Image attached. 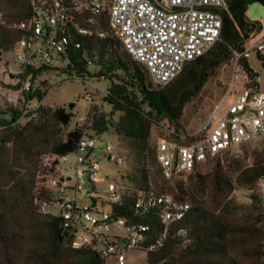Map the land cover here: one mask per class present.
I'll return each instance as SVG.
<instances>
[{"label":"built area","instance_id":"obj_1","mask_svg":"<svg viewBox=\"0 0 264 264\" xmlns=\"http://www.w3.org/2000/svg\"><path fill=\"white\" fill-rule=\"evenodd\" d=\"M18 1L31 7L29 18L6 23L0 11V25L22 35L11 48L17 65L9 76L14 83L0 93V105L16 110L20 119L43 106L45 97H29L35 88L31 74H25L27 69L50 68L45 72H51L64 68L67 61L63 57L81 49L79 37L117 42L158 87L174 80L186 64L202 57L220 39L223 0ZM247 41H251L249 48L232 52L228 62L232 77L222 103L232 95L234 102L221 115L220 106L217 108L197 140L188 141L191 136L184 134L175 139L158 138L155 159L164 179L190 175L208 159L233 147L264 145V90L242 66L252 53L264 71V28ZM87 65H92L90 60ZM235 83L241 88L239 93L233 90ZM89 97L84 95V99ZM93 136L99 137L84 134L69 154L47 155L41 160L34 207L40 215L59 220L64 244L74 251H91L97 264H126L129 250L146 254L163 247L168 238L180 249L188 247L191 239L183 222L190 205L152 189L132 196L119 183L123 174L107 175L101 163L119 167L124 157L111 144H97ZM66 164L73 177L61 169ZM253 193L264 208V177L257 180ZM126 199H132L131 216L120 214ZM144 218L158 225L154 237L150 226L141 222Z\"/></svg>","mask_w":264,"mask_h":264},{"label":"trees","instance_id":"obj_2","mask_svg":"<svg viewBox=\"0 0 264 264\" xmlns=\"http://www.w3.org/2000/svg\"><path fill=\"white\" fill-rule=\"evenodd\" d=\"M253 3L264 6V0H223L219 41L162 87L153 85L147 70L108 38L79 37L81 49L63 57L67 63L60 72L81 80L106 79L109 83L101 100L110 111L108 115L93 113L88 129L94 135L113 132L126 151L128 170L119 183L132 196L152 189L190 205L183 222L190 245L180 249L168 238L163 247L146 253L145 264H264L263 206L255 193L250 195V205L241 212L228 199L235 186L253 191L257 180L264 177V146L252 152L251 163L246 166L239 162L224 165L218 154L206 161L209 164L206 172L196 167L190 175L180 176L184 180L180 177L167 180L156 163V143L149 142L152 125L162 120L174 127V134L168 137L159 134V138H176L184 105L200 92L216 69L228 64L232 52L242 51L245 41L261 29L258 22L245 16L247 7ZM0 11L6 23L25 20L32 13L29 4L18 0H0ZM21 36L19 31L0 25V53L11 51ZM87 60L95 65L93 70H89ZM242 66L249 78L256 77L245 61ZM50 70L27 69L25 74L30 73L33 82L36 76ZM44 84L45 81L40 83ZM43 95L36 88L29 97L39 100ZM71 117V112L63 108L41 106L23 118L25 122L20 125L19 113L0 105L1 264H15L17 260L22 264L99 263L89 250L68 248L59 220L40 215L34 207L42 158L71 153L84 135L83 127L63 133ZM199 136L200 133L192 135L188 141ZM125 201L120 214L131 216L132 199ZM141 222L150 226L154 237L158 225L148 218Z\"/></svg>","mask_w":264,"mask_h":264},{"label":"rangeland","instance_id":"obj_3","mask_svg":"<svg viewBox=\"0 0 264 264\" xmlns=\"http://www.w3.org/2000/svg\"><path fill=\"white\" fill-rule=\"evenodd\" d=\"M245 16L250 21L258 22L261 28H264V6L258 3L249 5L245 12ZM250 43L251 41H245L244 47L249 48ZM247 64L256 74V81L260 89L264 90V71L254 54H249ZM94 66V64L89 65V70H93ZM16 71L17 65L13 53L11 51L0 53V93L6 89L1 85H11L14 83V80L9 76ZM231 77L228 64L215 70L214 74L205 82L200 92L184 105L181 116L177 122L178 134L192 136L201 133L206 123L219 106L218 114L221 115L224 108L234 102L235 97L232 95L227 98V101L222 103L223 97L228 91ZM42 81H45L44 85H40ZM31 84L35 89L41 88L43 90L45 95L42 101L43 106L50 108L60 107L71 112L72 117L68 125L63 128L64 134L73 130L74 127H83L85 135H93L88 129L91 115L93 113L96 115H108L110 111V107L101 100L109 84L106 79L86 78L83 82L75 75L63 73L59 70L43 72ZM233 90L239 93L241 88L235 83L233 85ZM85 94L90 95L89 99H84ZM70 104H73V106L71 109H68ZM113 118L116 119V115L113 116ZM24 122L25 119L19 120L20 125ZM214 124L215 120L212 121L211 127H213ZM170 131H174V127L169 126L164 120L158 121L152 125L150 129L149 142L155 144L160 137L159 134H161L162 137H168ZM93 137L99 145H103L104 143L111 144L115 148V151L124 157V164L119 167L101 162L106 169L105 174L117 177V175L126 173L128 170V165L125 160L126 151L119 144L116 135L108 131L99 135V137ZM263 146L264 145L260 143H248L236 146L221 153L219 160L224 165H231V163L239 162L241 165L246 166L251 163L252 152L255 150L259 151ZM61 169L66 170L64 173H66L67 176L73 177V170L69 165H61ZM198 169L202 172H206L209 169V164L204 162L198 166ZM179 179L184 180V177H180ZM252 193L253 191H249L246 188L235 186L229 194L228 199L231 205L239 208V212H241L250 205V195ZM145 258L146 254L143 251L129 250L126 255V264H145ZM1 263H3V259L0 252V264ZM15 264H22V262L17 260Z\"/></svg>","mask_w":264,"mask_h":264},{"label":"water","instance_id":"obj_4","mask_svg":"<svg viewBox=\"0 0 264 264\" xmlns=\"http://www.w3.org/2000/svg\"><path fill=\"white\" fill-rule=\"evenodd\" d=\"M72 106H73V104H70V105L68 106V109H71V108H72Z\"/></svg>","mask_w":264,"mask_h":264}]
</instances>
